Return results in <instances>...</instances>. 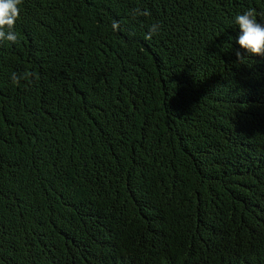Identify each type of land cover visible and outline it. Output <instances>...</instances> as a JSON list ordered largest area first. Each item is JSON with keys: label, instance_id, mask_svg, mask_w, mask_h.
I'll use <instances>...</instances> for the list:
<instances>
[{"label": "trees", "instance_id": "obj_1", "mask_svg": "<svg viewBox=\"0 0 264 264\" xmlns=\"http://www.w3.org/2000/svg\"><path fill=\"white\" fill-rule=\"evenodd\" d=\"M19 7L0 264H264V56L235 24L264 0Z\"/></svg>", "mask_w": 264, "mask_h": 264}, {"label": "clouds", "instance_id": "obj_2", "mask_svg": "<svg viewBox=\"0 0 264 264\" xmlns=\"http://www.w3.org/2000/svg\"><path fill=\"white\" fill-rule=\"evenodd\" d=\"M22 0H0V41L17 42L15 24L20 16V5ZM258 16L264 18V13L257 12L255 8H249L242 14L235 16V24L240 29L237 39L239 46L248 53L264 56V23L259 22ZM118 25L114 22L113 28ZM160 31V25L153 24L149 28L146 39H151ZM237 58L243 60L241 53L237 52ZM16 80V75L13 74Z\"/></svg>", "mask_w": 264, "mask_h": 264}]
</instances>
